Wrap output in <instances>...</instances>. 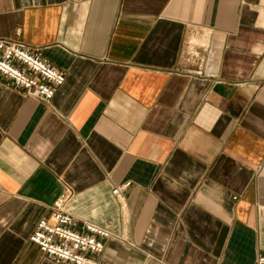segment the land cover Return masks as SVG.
Segmentation results:
<instances>
[{"label": "crops", "instance_id": "crops-1", "mask_svg": "<svg viewBox=\"0 0 264 264\" xmlns=\"http://www.w3.org/2000/svg\"><path fill=\"white\" fill-rule=\"evenodd\" d=\"M0 39L64 74L49 102L0 76V264H57L29 236L65 188L101 261L254 263L264 0H0Z\"/></svg>", "mask_w": 264, "mask_h": 264}, {"label": "built area", "instance_id": "built-area-1", "mask_svg": "<svg viewBox=\"0 0 264 264\" xmlns=\"http://www.w3.org/2000/svg\"><path fill=\"white\" fill-rule=\"evenodd\" d=\"M0 76L7 84L22 89L25 95L49 102L64 81V74L44 58L38 49L20 41L0 39ZM128 182L114 186L111 193L122 197ZM69 189L54 204L49 217H41L29 236L39 251L57 264H109L95 257L103 248L108 230L91 222L77 225L75 218L62 208ZM253 264H264V251Z\"/></svg>", "mask_w": 264, "mask_h": 264}]
</instances>
